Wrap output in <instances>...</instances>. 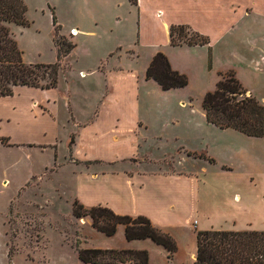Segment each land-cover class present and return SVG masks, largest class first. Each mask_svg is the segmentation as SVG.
<instances>
[{
	"label": "crops",
	"instance_id": "crops-1",
	"mask_svg": "<svg viewBox=\"0 0 264 264\" xmlns=\"http://www.w3.org/2000/svg\"><path fill=\"white\" fill-rule=\"evenodd\" d=\"M64 1L76 18L67 33L75 43L73 52L78 46L85 50L74 68L77 87L62 93L71 114L67 122L73 126L65 141L73 161L65 156L60 164L74 165L79 182L82 177L93 185L103 181L105 194L103 202L76 200L120 214L145 215L173 237L176 229L193 235L209 229L264 230V218L257 216L263 209L253 192L254 164L264 172V135L221 129L207 121L202 107L204 95L230 70L254 95L247 81L264 74V0H138L137 5L129 0ZM180 24L207 36L209 44L172 45L170 28ZM60 31L66 34L62 26ZM221 49L233 51L241 63L222 59ZM158 52L188 76L187 86L163 90L147 78ZM195 70L211 81L198 103L191 87ZM57 87L17 86L13 95L0 100L22 95L30 107L40 108L31 115L50 114L55 122L50 103L60 102L51 94ZM259 100L264 105V97ZM6 120L11 115L0 112V145L12 144L10 133L1 134ZM24 143L55 148L58 157V138ZM152 244L150 239H123L113 248L151 252ZM191 255L195 259V248Z\"/></svg>",
	"mask_w": 264,
	"mask_h": 264
},
{
	"label": "rangeland",
	"instance_id": "rangeland-1",
	"mask_svg": "<svg viewBox=\"0 0 264 264\" xmlns=\"http://www.w3.org/2000/svg\"><path fill=\"white\" fill-rule=\"evenodd\" d=\"M24 1L29 25L10 24V30L23 51V59L27 63H53L57 54L53 42L52 10L66 33L62 34L73 42L71 35L67 34L76 19L70 5L64 0ZM90 45L86 40L85 46L90 48ZM84 50L78 46L68 57L69 62L67 59L66 63L63 62L58 87L51 93L60 99V102L50 103L55 122L50 114L31 115L30 111L35 114L34 111L40 108L30 107V102L22 95L0 100V112L8 113L12 118L9 123L6 120L1 124V134L10 133L12 144L0 145V264H89L78 258L79 248H113L126 239L122 225L114 235L108 236L92 227L89 217L79 219L73 215V202L78 197L87 202L105 200L104 183L89 184L84 177L79 182L74 165L60 164L69 155L65 141L73 129L71 122H67L71 114L66 111L69 108L65 106L62 93L77 87L73 88L77 79L74 68L77 56L84 57ZM220 52L222 59L229 58L236 65L242 61L233 51L221 49ZM191 80L198 103L203 87L211 82L210 77L195 70ZM247 83L255 96L264 97V74L248 79ZM56 138L59 140L58 157L55 148L24 143L40 145ZM66 160L73 161L71 154ZM46 166L52 167L45 170ZM258 166V163L253 166L256 172L253 192L258 207L264 211V172ZM263 211L259 210L257 216L264 218ZM173 232L177 251L170 256L164 246L151 240L150 264H194L191 252L197 248L196 232L194 235L189 230L176 229Z\"/></svg>",
	"mask_w": 264,
	"mask_h": 264
},
{
	"label": "trees",
	"instance_id": "trees-1",
	"mask_svg": "<svg viewBox=\"0 0 264 264\" xmlns=\"http://www.w3.org/2000/svg\"><path fill=\"white\" fill-rule=\"evenodd\" d=\"M129 1L133 5L138 4V0ZM26 14L24 0H0V97L13 95L17 86L40 89L56 87L59 72L64 69L63 62L66 63V59L69 62L68 57L75 47V43L66 40L61 33V26L52 10L56 61L25 62L23 51L9 24L28 26ZM170 39L174 46L208 45L210 42L207 36L181 24L171 26ZM146 74L163 90L183 88L189 83L188 76L174 69L163 52L154 55ZM202 107L207 121L221 129L232 128L251 137L264 135V105L254 95L247 93L232 70L221 74L215 89L204 95ZM72 209L75 217H89L92 227L108 236L114 235L122 225L127 240L150 239L164 246L170 256L177 251L175 238L145 215L120 214L108 206H85L78 200L73 202ZM196 243L194 264H264V230H196ZM78 258L89 264H150V254L146 249L86 247L78 249Z\"/></svg>",
	"mask_w": 264,
	"mask_h": 264
}]
</instances>
